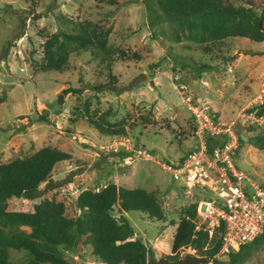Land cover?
Listing matches in <instances>:
<instances>
[{"label": "rangeland", "instance_id": "rangeland-1", "mask_svg": "<svg viewBox=\"0 0 264 264\" xmlns=\"http://www.w3.org/2000/svg\"><path fill=\"white\" fill-rule=\"evenodd\" d=\"M231 1L253 5L257 14L264 8V0ZM261 22L264 26V15ZM80 24L110 28V61L90 50L69 49L61 71L42 72L43 43L60 30L77 32ZM172 28L164 18L150 24L144 0H0V163L44 146L71 156L54 165L37 198L11 197L8 210L32 211L48 198L63 202L66 214L75 217V199L83 189L96 191L108 183L143 188L155 193L164 219L138 210L122 214L133 238L149 249L150 264L165 259L180 210L209 194L183 188L159 164L178 161L194 144L188 103L232 124L242 140L235 164L264 182V114L248 111L264 102V41L232 37L197 44L176 39ZM101 116L123 125L125 133H102L89 123V117ZM140 147L154 160L131 155ZM111 215L121 213L115 207ZM252 243L243 264H264V237ZM194 251L181 248L178 257ZM63 255L67 264H97L87 246L64 249ZM10 259L24 264L26 251L12 248ZM228 262L223 256L215 264Z\"/></svg>", "mask_w": 264, "mask_h": 264}, {"label": "trees", "instance_id": "trees-1", "mask_svg": "<svg viewBox=\"0 0 264 264\" xmlns=\"http://www.w3.org/2000/svg\"><path fill=\"white\" fill-rule=\"evenodd\" d=\"M144 3L150 24L159 18L168 20L178 40L197 44L232 37L264 41V26L261 29L258 24L264 8L257 14L253 5L244 6L231 0H144ZM109 32L110 28L97 30L80 24L75 33L60 30L52 34L43 43L39 69L61 71L68 61L69 49L90 50L93 56L109 62L111 52L106 47ZM248 111L263 115L264 102ZM89 119L102 133H125L123 125H113L102 116L98 120ZM241 142L239 138V145ZM70 157L58 148L44 146L25 157L0 163V264H16L10 259L12 248L26 251L24 264H67L63 250H79L81 245L90 248L97 264H150L149 249L140 239L133 238V227L122 212L138 210L149 218L163 220L162 207L152 191L114 183L96 191L83 189L75 199L78 209L75 217L66 214L63 202L48 198L34 204L32 211L7 209L11 197L37 198L40 184L48 180L54 165ZM115 207L121 213L119 218L111 215ZM174 224L170 254L165 260H180L178 252L185 247L194 249V255L206 258L218 251L222 227L208 236L199 223L197 203L181 209ZM263 237L264 232L252 244H258ZM249 246L231 253L228 264H243L251 253Z\"/></svg>", "mask_w": 264, "mask_h": 264}, {"label": "built area", "instance_id": "built-area-1", "mask_svg": "<svg viewBox=\"0 0 264 264\" xmlns=\"http://www.w3.org/2000/svg\"><path fill=\"white\" fill-rule=\"evenodd\" d=\"M188 109L194 121L192 148L178 161L159 164L183 188L209 192L197 201V213L208 236L222 227L218 251L201 263L214 264L264 232V182H256L235 164L239 138L232 124L217 122L206 107L188 103ZM131 155L154 160L145 147L133 149Z\"/></svg>", "mask_w": 264, "mask_h": 264}, {"label": "water", "instance_id": "water-1", "mask_svg": "<svg viewBox=\"0 0 264 264\" xmlns=\"http://www.w3.org/2000/svg\"><path fill=\"white\" fill-rule=\"evenodd\" d=\"M258 24H259L260 28L263 29L262 22L259 21ZM57 102H58V104H61L62 99L60 96L57 98ZM206 260H207L206 257H199V256L188 253L183 258H181L180 260H177L174 262H169L163 258H159V260L157 262L152 261L151 264H154V263H157V264L158 263L159 264H162V263H165V264H201V263H205Z\"/></svg>", "mask_w": 264, "mask_h": 264}]
</instances>
